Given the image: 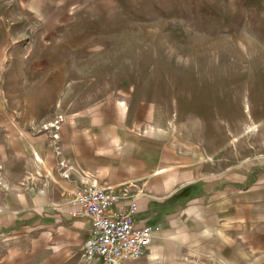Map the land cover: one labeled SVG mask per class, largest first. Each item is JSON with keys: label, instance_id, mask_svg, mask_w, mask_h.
Returning a JSON list of instances; mask_svg holds the SVG:
<instances>
[{"label": "rangeland", "instance_id": "obj_1", "mask_svg": "<svg viewBox=\"0 0 264 264\" xmlns=\"http://www.w3.org/2000/svg\"><path fill=\"white\" fill-rule=\"evenodd\" d=\"M82 141L146 165L160 234L125 264H264V0H0V193L27 147L18 183L70 178ZM7 207L0 264H107L31 246Z\"/></svg>", "mask_w": 264, "mask_h": 264}, {"label": "crops", "instance_id": "obj_2", "mask_svg": "<svg viewBox=\"0 0 264 264\" xmlns=\"http://www.w3.org/2000/svg\"><path fill=\"white\" fill-rule=\"evenodd\" d=\"M30 149L27 147L25 155L26 168H32L33 158L30 155ZM101 158L108 157V161L100 163L98 155L94 154V147L90 141L78 143V163L72 167L70 178H64L59 174L54 177L55 183L49 180L29 181L27 183H18V180L24 175L25 169L15 170L14 160L10 159L4 171L9 189L0 193V202L8 205L3 217L6 220H23L25 230V241L31 242V246H50L54 251L75 254L81 252L84 241L89 236L91 221L87 217L76 215L74 211L76 206L69 202L70 190L84 181H97L100 184L112 185L118 193L126 192L119 201L112 207L113 210L125 209L129 206L132 199L137 201V211L133 219L139 224H155L153 213L147 207V204L141 198V193L133 183V175L141 172L146 165L139 159L134 160L135 170H127L125 167H116L113 165L115 159L114 153L104 152ZM17 163V162H15ZM54 163L48 167L51 174ZM148 167V165H147ZM170 166H167L169 168ZM141 168V169H140ZM159 168V167H158ZM23 171V172H22ZM157 168L151 175H155V180H160V173L156 174ZM166 171V170H164ZM42 173L44 170L41 171ZM163 172V171H162ZM54 173V172H53ZM149 176H142L146 183ZM173 177V176H172ZM39 178V177H36ZM137 178H140L137 176ZM13 205L21 206L24 211L19 213L13 210ZM159 230V229H158ZM160 231L149 247L148 253L142 257L153 253L154 241L159 237ZM67 256H70L67 254ZM140 258H132L121 261L125 264L128 261ZM88 259L100 260L109 264L99 256Z\"/></svg>", "mask_w": 264, "mask_h": 264}, {"label": "built area", "instance_id": "obj_3", "mask_svg": "<svg viewBox=\"0 0 264 264\" xmlns=\"http://www.w3.org/2000/svg\"><path fill=\"white\" fill-rule=\"evenodd\" d=\"M70 193L69 202L77 207L74 214L91 221L89 236L80 253L83 258L99 256L107 262L121 264L123 260L148 253L159 227L139 224L133 219L137 211L136 199L125 209L113 210L126 192L118 193L112 185L97 181H84Z\"/></svg>", "mask_w": 264, "mask_h": 264}, {"label": "bare ground", "instance_id": "obj_4", "mask_svg": "<svg viewBox=\"0 0 264 264\" xmlns=\"http://www.w3.org/2000/svg\"><path fill=\"white\" fill-rule=\"evenodd\" d=\"M42 159V158H41ZM165 169L163 168V167H159L158 169H157V171L155 172L156 174H158V173H160V172H162V171H164ZM173 178V177H172ZM207 254V253H206ZM152 260V259H151Z\"/></svg>", "mask_w": 264, "mask_h": 264}]
</instances>
